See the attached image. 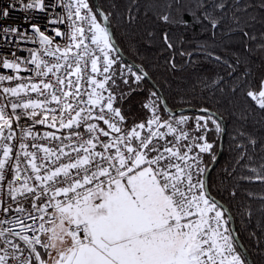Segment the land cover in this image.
<instances>
[{
	"label": "snow or ice",
	"instance_id": "snow-or-ice-1",
	"mask_svg": "<svg viewBox=\"0 0 264 264\" xmlns=\"http://www.w3.org/2000/svg\"><path fill=\"white\" fill-rule=\"evenodd\" d=\"M18 2L40 13L62 5L66 14L49 23H66L67 30L53 28V37L32 24L38 37L32 43L40 50L29 49L24 66L15 52L14 60L0 57L4 69L35 72L27 78L0 75V83L25 80L4 87L8 104L0 102V191L7 182V195L17 205L0 200V213L18 214L0 215L6 245L0 248V264H246L231 217L207 182L211 167L205 156L212 165L218 159L217 146L208 139L210 125L219 136L221 122L207 108L199 109L206 115L177 116L157 90L149 89L142 105L145 118L129 125L122 103L128 93L144 89L148 73L123 61L108 15L94 12L89 0ZM15 7L16 0L0 6V21ZM206 19L212 20L210 14ZM212 25L217 26L215 20ZM0 32L6 39L20 30L3 27ZM164 39L171 48L167 35ZM247 95L264 109V80L258 92ZM9 105L10 113L5 111ZM13 116L17 124L26 117L68 134L44 133L43 138L60 142L57 147L31 145L44 154L40 163L37 153L20 142L27 161L22 169L19 157L11 163L14 148L5 143L15 139ZM23 134L37 138L30 128ZM13 168L14 180H8ZM255 178L264 181L259 173Z\"/></svg>",
	"mask_w": 264,
	"mask_h": 264
},
{
	"label": "trees",
	"instance_id": "trees-1",
	"mask_svg": "<svg viewBox=\"0 0 264 264\" xmlns=\"http://www.w3.org/2000/svg\"><path fill=\"white\" fill-rule=\"evenodd\" d=\"M89 3L96 12L92 0ZM98 3L124 55L148 73L171 110L207 108L225 121L223 154L208 185L212 196L229 208L253 263L264 264V181L255 178L264 175V109L247 95L249 90L258 92L264 80V0ZM121 87L128 93L127 86ZM149 89L155 90L146 79L143 90L128 93L123 101L129 125L145 118L142 105ZM210 127L208 139L218 155L222 133L217 136ZM205 163L211 166L207 156Z\"/></svg>",
	"mask_w": 264,
	"mask_h": 264
},
{
	"label": "built area",
	"instance_id": "built-area-1",
	"mask_svg": "<svg viewBox=\"0 0 264 264\" xmlns=\"http://www.w3.org/2000/svg\"><path fill=\"white\" fill-rule=\"evenodd\" d=\"M14 0H0V6H8L10 3H13ZM26 2H30V0H26ZM46 4L49 3V0H45ZM51 3L55 4L56 0H51ZM10 15L8 18L3 19L0 21V29L3 27H18L20 32L8 35L5 39L4 34L0 32V57L7 58L9 60H14L15 57L12 56V53L15 52L16 56L21 58V61L23 62L29 57V49H36L40 50V45L38 43H32V37H35L38 40V37H36V34L32 32L31 25L32 24H38L41 27V31H44L49 36L54 37V32L52 31L53 28H60L61 30H67L66 23L65 24H51L49 23L50 19H56L58 18V15H65V9L62 5H57L54 9H49L48 13H40L38 10H26L23 8V4L19 3L18 0H16V7L14 9H9ZM20 33H26L27 38H21ZM60 38H56V40H59ZM22 66L23 63H22ZM29 68H34V65H27ZM0 75H19L21 78H27V77H35V72H21V73H14L10 69H4L0 67ZM50 79H54L52 77H49ZM36 80H39L40 78H35ZM20 82H25V80L17 81L13 80L11 82L5 80L2 83H0V102L4 104H8V98L6 94L3 93L4 87H10V86H16ZM30 96L32 98H37L35 93H30ZM24 100H27L28 97H21ZM13 101H15V97L11 98ZM40 99H43L40 97ZM49 107H54V105H49ZM6 112H11V107L9 105L8 108L5 109ZM18 112L21 110L18 109ZM39 111V110H38ZM13 118V132L15 135V139L10 141H5V143L12 145L14 148V156L11 163L15 164V159L19 157L21 160V167L22 169L27 164V161L23 158V156L20 154L19 149V143L24 142L29 145V151H33L37 153V163H40L41 157L44 155L42 152L39 151L37 148H32L31 145L33 143L39 144L44 147H57V145L60 144L59 141H49L48 139L43 138L44 133L46 132H54L58 136H67L68 130H59L58 128H49L46 124H34L32 120L27 119L26 117H22L17 124L15 122V116ZM41 117H37V119H40ZM21 125H23V128H30L31 131L36 135V139L33 140L30 136H24L23 134V128H21ZM65 143L68 141L65 140ZM65 151H70V149H65ZM73 155H75L73 153ZM3 158V149L0 148V159ZM67 157H62V160H67ZM30 173V169L27 173H24V175H28ZM8 180H14V168L12 170H9L7 173ZM23 179V177H22ZM8 189H7V182L4 183L2 186V191H0V200H2L4 203H12L13 208H15L17 205L15 202H12L10 200V197L7 195ZM18 199H23L18 198ZM25 207H28L29 205L25 204ZM0 215H3L5 218H10L11 216L18 215L15 212H12L9 214L0 213ZM5 227H7L5 225ZM29 235H31L29 233ZM15 239V237H13ZM17 243L21 244L22 248H26L25 245L19 240H16ZM6 247L4 238H0V248ZM11 251V249H9ZM2 254V253H0ZM27 254V252L25 253ZM9 264H16L14 260H10Z\"/></svg>",
	"mask_w": 264,
	"mask_h": 264
},
{
	"label": "water",
	"instance_id": "water-1",
	"mask_svg": "<svg viewBox=\"0 0 264 264\" xmlns=\"http://www.w3.org/2000/svg\"><path fill=\"white\" fill-rule=\"evenodd\" d=\"M93 4H94V7H95V10L97 12V14L100 12V11H103L101 9V7L99 6V3H98V0H92ZM111 26V24H110ZM111 31L113 32L112 30V27H111ZM117 43V41H116ZM118 45V44H117ZM119 46V45H118ZM120 49V47H119ZM120 55L123 59L124 62L128 63V64H131L134 66V69L136 71H139L140 68L135 64L133 63L132 61H130L125 55L124 53L122 52V50L120 49ZM147 81L152 85V87L158 91L159 95H161L163 97V94L159 91L158 87L156 86V84L153 82V80H151V78L149 76H147ZM164 98V97H163ZM165 100V98H164ZM170 109V108H169ZM173 112L176 113V115H181V114H185V113H195V114H205V113H201L199 111V109H193V108H182V109H177V110H172ZM210 111V110H209ZM211 114L213 115V117L217 118L221 124H222V127L224 129L222 135H221V139H220V145H219V151H218V159L216 161V163L214 165L211 164V171L208 173V177H207V182L209 181V176L211 174V172L214 170V168L218 165V163L220 162V159L222 157V154H223V150H224V141H225V134H226V124H225V121L216 113L210 111ZM218 201V200H217ZM221 205H223V207L227 210L226 211V215L227 216H230L231 219H230V226L233 230V235L235 237H238V234H237V231H236V225H235V220L229 210V208H227L223 203H221L220 201H218ZM237 245L239 247V249L242 251L244 257L246 258L248 264H254L253 263V260L251 259V256L249 255V253L247 252V250L245 249V247L243 246V244L241 243L239 237L237 239Z\"/></svg>",
	"mask_w": 264,
	"mask_h": 264
},
{
	"label": "rangeland",
	"instance_id": "rangeland-1",
	"mask_svg": "<svg viewBox=\"0 0 264 264\" xmlns=\"http://www.w3.org/2000/svg\"><path fill=\"white\" fill-rule=\"evenodd\" d=\"M42 251V250H41Z\"/></svg>",
	"mask_w": 264,
	"mask_h": 264
}]
</instances>
